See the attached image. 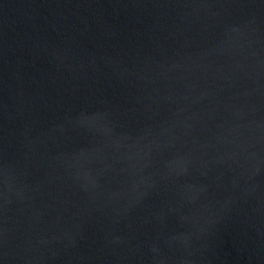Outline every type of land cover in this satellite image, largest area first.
<instances>
[{
	"label": "water",
	"instance_id": "95a60500",
	"mask_svg": "<svg viewBox=\"0 0 264 264\" xmlns=\"http://www.w3.org/2000/svg\"><path fill=\"white\" fill-rule=\"evenodd\" d=\"M0 264H264V0H0Z\"/></svg>",
	"mask_w": 264,
	"mask_h": 264
}]
</instances>
